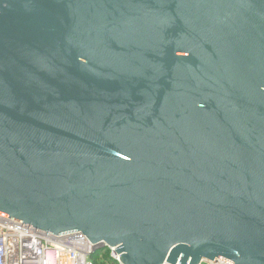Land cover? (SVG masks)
<instances>
[{
  "label": "water",
  "instance_id": "95a60500",
  "mask_svg": "<svg viewBox=\"0 0 264 264\" xmlns=\"http://www.w3.org/2000/svg\"><path fill=\"white\" fill-rule=\"evenodd\" d=\"M0 215L264 264V0H0Z\"/></svg>",
  "mask_w": 264,
  "mask_h": 264
},
{
  "label": "built area",
  "instance_id": "2783aa9c",
  "mask_svg": "<svg viewBox=\"0 0 264 264\" xmlns=\"http://www.w3.org/2000/svg\"><path fill=\"white\" fill-rule=\"evenodd\" d=\"M57 239L58 235L0 215V264H99L104 261L105 252L123 264L121 254L115 250L117 246L93 244L85 235L75 245ZM201 264L230 263L215 259Z\"/></svg>",
  "mask_w": 264,
  "mask_h": 264
},
{
  "label": "trees",
  "instance_id": "16d2710c",
  "mask_svg": "<svg viewBox=\"0 0 264 264\" xmlns=\"http://www.w3.org/2000/svg\"><path fill=\"white\" fill-rule=\"evenodd\" d=\"M104 261L99 262V264H119L117 261L113 260L108 252H105Z\"/></svg>",
  "mask_w": 264,
  "mask_h": 264
}]
</instances>
